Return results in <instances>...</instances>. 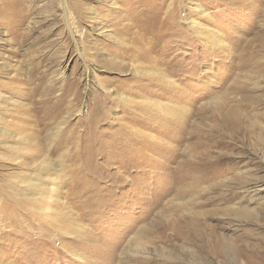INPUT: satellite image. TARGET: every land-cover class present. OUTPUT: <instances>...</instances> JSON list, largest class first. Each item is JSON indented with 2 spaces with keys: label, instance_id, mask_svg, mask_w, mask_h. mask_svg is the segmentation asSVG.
I'll use <instances>...</instances> for the list:
<instances>
[{
  "label": "rangeland",
  "instance_id": "rangeland-1",
  "mask_svg": "<svg viewBox=\"0 0 264 264\" xmlns=\"http://www.w3.org/2000/svg\"><path fill=\"white\" fill-rule=\"evenodd\" d=\"M0 264H264V0H0Z\"/></svg>",
  "mask_w": 264,
  "mask_h": 264
},
{
  "label": "bare ground",
  "instance_id": "bare-ground-1",
  "mask_svg": "<svg viewBox=\"0 0 264 264\" xmlns=\"http://www.w3.org/2000/svg\"><path fill=\"white\" fill-rule=\"evenodd\" d=\"M73 16V15H72ZM176 19V14H174V13H172L171 15H169L167 18H165L163 21H161V27H166L167 26V23H168V25L169 26H171V24H175V20ZM132 25V24H131ZM131 25H129V26H127L125 29H123L122 30V32L124 33V34H126L127 33V30H131L132 29V26ZM192 25V24H191ZM196 25V24H195ZM194 25V26H195ZM138 26V25H137ZM136 26V27H137ZM136 27H134L133 28V30L136 28ZM145 28H147V27H144V29ZM218 31V30H217ZM215 32V31H214ZM216 33V32H215ZM217 33H219V31L217 32ZM208 34V33H207ZM206 34V35H207ZM221 34V33H220ZM210 35H212V34H210ZM208 36V35H207ZM205 38V37H204ZM133 39H135V38H133L132 37V40ZM211 39V38H210ZM209 40V39H208ZM210 41V40H209ZM213 41L215 42V44L217 43V42H220V41H222V38L219 36V34H217V35H214V37H213ZM213 42V43H214ZM220 44V43H219ZM223 44V43H222ZM225 44V43H224ZM226 47V46H225ZM226 49V48H225ZM223 51V50H222ZM231 51V50H230ZM232 52V51H231ZM226 53V52H225ZM152 58H154V57H152ZM158 60H155V62H157ZM158 68V66H156V67H154V68H152V69H147L146 71H144V72H138L140 75H143V76H148L149 78H148V83L149 84H153V83H156V85H158V86H162L163 85V83H164V81H166V82H169V76H168V74H166L165 76H163V77H161L160 76V70L159 69H157ZM159 83H162V84H159ZM165 84V83H164ZM124 99V98H123ZM126 99V98H125ZM129 100H131V99H128L127 101H129ZM136 100V99H135ZM138 101V100H137ZM140 101H142L143 103H146V104H148L150 107H151V110H159V114H161V115H163V117H165L166 115H171L174 119H172V120H175V119H177V120H179L178 118H176V117H178V113H175L174 114V112H172V109H171V105L169 104V103H167V102H163V101H159V100H147V98L146 97H142V98H140ZM174 110V109H173ZM181 116H182V114H181ZM180 117V116H179ZM183 118V117H182ZM174 122V121H173ZM177 122V121H176ZM177 124V123H176ZM126 125V124H125ZM150 125H151V123H150ZM174 126L173 127H175V123L173 124ZM178 125V124H177ZM157 126V125H156ZM179 126V125H178ZM125 127V126H124ZM165 127V126H164ZM152 128V127H151ZM153 128H155V127H153ZM157 128H159V127H157ZM169 128V127H168ZM161 130V129H160ZM157 131H158V129H157ZM155 132V131H154ZM141 136V135H140ZM144 136V135H143ZM148 136V135H147ZM66 138V137H65ZM79 138V137H78ZM78 140V139H77ZM80 140H81V138H80ZM66 141V140H65ZM68 141V140H67ZM141 141L143 142V146H144V149H151V146L155 143V144H158V145H160V146H165V145H167V141H166V139L164 138V137H156V136H154V135H149V137H144L143 139L141 138ZM72 142V141H71ZM90 142V141H89ZM132 142V141H131ZM134 142V141H133ZM137 142V141H136ZM61 143V142H60ZM74 143V142H73ZM139 143H141V142H139ZM71 144V143H70ZM77 144H78V141H77ZM81 144V143H80ZM142 144V143H141ZM154 144V145H155ZM73 146V145H72ZM79 146V145H78ZM132 146V145H131ZM57 147V146H56ZM60 147V146H59ZM67 148H65V150H63L62 151V154H61V156L62 155H64L66 152H67V150H66ZM73 149H74V147H73ZM60 150H61V148H60ZM70 151H71V149H70ZM151 151V150H150ZM129 152V151H128ZM146 152V151H145ZM147 154V153H146ZM66 155V154H65ZM152 156H154V154H151ZM67 156V155H66ZM72 156H74L73 154H72ZM141 156V155H140ZM139 156V157H140ZM144 156H146V155H144ZM138 157V156H137ZM62 158V157H61ZM145 158H147V157H145ZM75 159V158H74ZM134 159V158H133ZM133 159H131L132 161H131V163H129L128 165H126L125 166V169H122V167H120L115 173H113V174H107V176L106 177H103V176H100L99 174H98V172H97V170H96V172L95 171H92V170H90L89 168H87L85 171H86V175L85 176H91V175H93V173H97L98 175H99V177H101V179H103V178H107V177H111V176H117V178H119L120 180H122L123 182H125L126 181V177H127V174H129V170H130V168L134 165V164H136L138 161H135V159L133 160ZM74 162V161H73ZM84 163V162H83ZM89 163V162H88ZM111 163H113V161L111 162V160L109 161H107V167H110V164ZM22 164H23V162H22ZM85 165V164H84ZM83 166V165H82ZM83 167H85V166H83ZM90 167V166H89ZM118 167V166H117ZM137 167V166H136ZM139 167V166H138ZM79 168H80V166H79ZM82 168V167H81ZM112 168H114V167H112ZM41 169L42 168H39V171H36V173H35V175H34V178H35V181H33V182H30L29 183V185H30V187L32 188V190H33V192H32V194H37V198L38 199H44V200H46V202H47V204L45 205V207H44V211H48V210H50L51 209V204L52 203H57L58 201H61V204H64V205H66V201L67 200H65L66 199V197H67V195H69V193H71L74 189H78L79 191L80 190H82L83 188H85V185H88V183H90L89 185H91V182H86L87 181V179H84L85 181H81L82 183H75L74 182V184L73 185H71V183H68V186H69V188L68 189H65L66 191L64 192H61V190L63 189V185L61 184V180L57 177V175H58V173H59V171L60 170H57V169H55L54 167H52L51 165H47V169L43 172V171H41ZM107 170H108V168H107ZM82 171V170H81ZM109 171V170H108ZM131 173V172H130ZM77 174H78V172H77ZM67 175V174H66ZM78 176V175H77ZM72 177H74V176H72ZM77 180V179H76ZM65 182H67V181H65ZM73 183V182H72ZM93 184V183H92ZM88 185V186H89ZM66 186V185H65ZM63 193V194H62ZM66 196V197H65ZM63 197V198H62ZM36 199V198H35ZM44 203V202H43ZM238 213L239 214H243V215H248V214H251V211L249 210V209H238ZM64 214L66 215V217L68 218V219H70L69 217H70V215H69V213L68 212H64ZM78 216L79 215H75V218L73 217V218H71L73 221H75L77 224L79 223V224H81L80 223V220H79V218H78ZM83 226H77L76 227V231L77 232H79V233H82L83 232V228H82ZM224 229V228H223ZM211 230V229H210ZM218 230H220V229H218ZM221 231V230H220ZM220 231H218V232H220ZM224 231V230H223ZM70 232V231H69ZM215 233V234H213V235H211L210 237H209V244L208 245H210L209 247H210V252H212V253H214V256L215 257H220V256H223V255H225V254H227L228 255V253H227V251L229 250L228 249V244L226 243V235H221V234H219V233ZM223 234V233H222ZM193 235V234H192ZM209 235H206V237H208ZM235 248V247H234ZM232 251V250H231ZM230 251V252H231ZM237 251V250H236ZM235 251V252H236ZM239 251V250H238ZM232 253V252H231ZM238 253V252H237ZM211 254V253H210ZM235 255V254H234ZM212 257H213V254H212ZM213 259V258H212ZM214 259H216V258H214Z\"/></svg>",
  "mask_w": 264,
  "mask_h": 264
}]
</instances>
